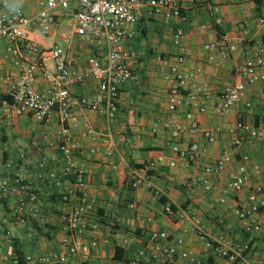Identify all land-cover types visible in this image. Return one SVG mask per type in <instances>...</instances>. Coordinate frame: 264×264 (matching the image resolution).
Returning <instances> with one entry per match:
<instances>
[{
  "label": "crops",
  "instance_id": "crops-1",
  "mask_svg": "<svg viewBox=\"0 0 264 264\" xmlns=\"http://www.w3.org/2000/svg\"><path fill=\"white\" fill-rule=\"evenodd\" d=\"M16 4L29 16H35V0H16ZM182 6L186 21L182 25L185 33L181 44L185 61L181 68L184 71L201 68L203 76L200 81L217 91L230 82L233 72L243 63L244 49L250 45H263L264 27L256 28L255 23L259 18H264V2L259 9L255 0H209L210 7L201 5L199 0H183ZM215 7L219 8L217 15L212 13ZM216 18H219V24L215 23ZM241 23L249 27L247 41L240 38L238 25ZM61 24L54 37L49 40L37 38V43L41 47L51 43L65 46L61 35L71 34L73 27L66 18H61ZM177 26L174 20L165 22L161 16L142 6L139 20L130 28V38L122 44L130 55L132 77L120 87L116 118L108 134L113 139H122L117 144L116 152L108 155L112 144H104L100 140L107 135L104 116L81 108L75 111L78 124L71 130V139L77 142L81 150V153H76V164L85 172L86 193L96 200V207L86 217L90 230L95 229L85 235V240L90 241L95 237L97 244L91 249L87 260L78 255H68L62 245L64 236L59 230L58 219L60 196L72 183V176L61 174L60 186L49 180V174L61 172L62 159L56 146H46L45 142V138L58 128L57 118L39 123L28 115L10 116L0 125V152L4 160H12L13 169H22L25 179L33 183L39 194L36 215L25 224H19L10 215L17 205V198L0 191V264H18V252L25 264H147L148 258L140 257L138 253L143 246L149 245L148 238L154 232H165L172 243L182 239V245L177 247L178 252L188 251L209 264H224L222 259L204 251L190 223L180 222L179 208L191 210L210 235L223 234L238 242H250L249 259L255 264H264V229L250 237L243 235L233 215L236 206L247 204L248 191L244 189L231 193L224 204L218 202L229 170L238 163L214 176L211 192H204L200 186L192 185V181L202 175L203 166L214 163L224 149L231 147V137L226 130L238 116L252 124H257L264 116L262 85L252 86L247 93V99L252 101L250 109L239 105L228 117L222 118L208 106L207 114H195L201 131L215 133L216 129H220V132L215 134L212 143L206 142L201 131L182 140L180 146L183 148L189 142H197L208 149L198 166H185L182 159L172 153L171 146L175 142L163 128L169 90L165 75L169 73L178 53V48L173 44ZM222 34L233 36L238 50L226 61L210 63L204 46ZM67 38L74 65L79 70L85 69L89 58L96 53L76 36L68 35ZM47 65L50 66L49 63ZM9 72H13L12 62L0 45V100L7 91L3 78ZM45 87L44 82L38 79L37 88L42 90ZM95 91L96 84L91 79L71 88L74 96H92ZM184 111L181 109L176 114L178 120L183 121ZM86 128L94 129L101 137L95 141L89 137L82 138L81 132ZM92 147L97 149L93 155L88 153ZM20 151L26 152L25 164L18 158ZM235 153L237 159L240 154L249 157L248 170L252 181L264 189V140H249ZM159 157L163 161L150 172L154 185L152 190L127 187L125 180L129 166H138ZM42 159H46L47 164L40 168L38 165ZM171 160L175 162L174 167L168 166ZM253 167H258L259 172L256 173ZM39 173L43 176L41 179L37 178ZM6 175L7 171L0 164V180ZM165 201L172 203L174 209L171 213L164 211ZM259 219L264 224V210L259 214ZM116 248L121 258L115 256ZM28 256L33 263L25 260ZM52 256H56L57 261H38L39 258ZM175 264L192 263L177 256Z\"/></svg>",
  "mask_w": 264,
  "mask_h": 264
},
{
  "label": "built area",
  "instance_id": "built-area-1",
  "mask_svg": "<svg viewBox=\"0 0 264 264\" xmlns=\"http://www.w3.org/2000/svg\"><path fill=\"white\" fill-rule=\"evenodd\" d=\"M183 0H35L37 12L29 16L16 4V0H0V45L5 56L11 59L13 72L3 78L7 84L5 96L0 100V125L10 116L20 117L28 115L36 122L46 123L56 117L59 123L54 133L45 138L46 146H56L62 166L59 174H49V180L56 186L61 185L60 175L72 176V183L65 188L60 196L59 230L63 234L62 245L70 256L78 255L87 260L91 249L97 244V238L85 240V235L91 232L86 223V217L96 207L95 198L85 191V172L76 164V153L81 150L77 142L71 139V130L78 124L75 111L79 108L90 112L100 113L105 118L107 135L101 137L91 128L81 132L82 138L92 141L101 137L104 144H112L107 152H116L121 138L113 139L110 134L111 126L116 118L117 103L120 87L132 77L129 63L130 55L122 47L125 40L131 36L130 28L140 18L142 6L150 9L156 16H161L165 22L174 20L177 28L173 34V44L178 48L175 61L170 65L165 80L169 83L166 116L163 128L169 132L175 142L171 151L182 159L185 166H198L208 149L197 142H189L183 148L180 142L186 137H193L201 131L195 114L205 115L211 106L217 116L228 117L239 105L245 109L252 107V101L247 99V93L252 86L262 85L264 95V46H247L244 49V60L233 74L230 82L213 91L211 86L200 81L203 76L201 68L184 71L181 65L185 61L184 48L181 44L184 37L183 24L186 16L183 13ZM239 1V0H235ZM200 4L208 7L209 0H199ZM72 4L74 6L72 7ZM210 7V6H209ZM217 15L219 8L212 9ZM61 18H66L72 24L71 34H62L61 40L65 44L51 43L41 47L37 38L49 40L61 29ZM219 24V18L215 19ZM256 28L264 27V18L255 23ZM240 38L249 39L250 30L246 24H239ZM69 36H76L89 46L96 55L89 58L85 69L79 70L74 65L69 52ZM207 60L226 61L237 52L235 38L229 34H222L218 39L205 44ZM50 64V66L47 65ZM41 79L46 87L37 88V81ZM93 80L96 91L92 96H74L71 88ZM185 109L183 121L176 118V114ZM155 131V129H154ZM215 133L202 130V136L207 143L215 141ZM227 134L231 137L229 149H224L214 163L203 166L202 175L192 181L194 187L200 186L204 192L213 189V178L238 163L228 172L227 182L218 198L220 204L231 193L248 191L247 204L236 206L233 215L238 220L243 235L252 236L264 229L259 214L264 210V189L254 184L248 170L249 157L240 154L239 150L249 140H264V116L257 124L247 122L241 115L230 125ZM108 147V145H107ZM97 149L92 147L89 154H95ZM22 164L26 163V152L18 155ZM163 161L162 157L149 160L138 166H129L126 174V185L130 189L154 188L150 172ZM0 164L7 171V175L0 180V191L5 195L17 198V205L11 211V218L19 224H25L34 217L39 203V194L33 183L25 179L22 169H13L12 160H4L0 152ZM47 164L42 159L39 167ZM168 166L174 167L173 160ZM258 173V167H253ZM42 174L37 178L41 179ZM164 211L172 212V203L164 202ZM180 222L190 223L196 236L201 241L204 251L223 260L224 264H255L249 259L250 242H238L227 235H210L201 220L189 209H178ZM148 246L139 251L140 257L148 258L147 264H175L176 257L186 259L192 264H209L188 251L178 252L177 247L183 240L177 239L172 243L165 232H154L148 238ZM56 256L42 257L40 263L57 261ZM27 262L33 263L28 256ZM118 264H125L119 262ZM133 264H138L134 262ZM261 264V263H256Z\"/></svg>",
  "mask_w": 264,
  "mask_h": 264
},
{
  "label": "trees",
  "instance_id": "trees-1",
  "mask_svg": "<svg viewBox=\"0 0 264 264\" xmlns=\"http://www.w3.org/2000/svg\"><path fill=\"white\" fill-rule=\"evenodd\" d=\"M255 2H256V4H257V9H259V7L262 5V3L264 2V0H255ZM262 44H263V46H264V36L262 37ZM172 209H174L173 207H172ZM118 251H119V249L118 248H116V254H115V256L117 257V258H121V255L120 254H118ZM17 256H18V264H25L24 263V260H23V258H22V255H21V253H17Z\"/></svg>",
  "mask_w": 264,
  "mask_h": 264
}]
</instances>
